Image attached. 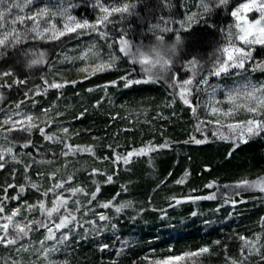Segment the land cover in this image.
I'll list each match as a JSON object with an SVG mask.
<instances>
[{
	"label": "trees",
	"instance_id": "16d2710c",
	"mask_svg": "<svg viewBox=\"0 0 264 264\" xmlns=\"http://www.w3.org/2000/svg\"><path fill=\"white\" fill-rule=\"evenodd\" d=\"M74 1L78 5L71 10V14L78 19L92 21L100 0ZM102 2L112 5L119 0ZM157 2L143 0L137 11L142 17L148 16L146 9L154 7ZM240 2L242 0H230L227 6L214 8L210 14H205L204 19L197 18L198 22L192 25L190 31H180L183 42L177 45L172 69L158 83L124 87L120 77L129 72L133 79L145 77L139 65L129 64L123 57L115 69L92 75V70L81 71L77 64L61 63L63 54L81 49L90 39L93 40L94 50L114 52L115 49L108 45L129 24L133 26L130 39L135 44H142L145 50L155 46L158 43L155 36L161 33L144 32L143 28L147 25L136 16L122 22L119 16H115L117 22L108 27L111 33L105 39L92 32L79 36L70 34L51 42L28 41L16 50H8L7 55L0 59V70L11 68L16 73V76L6 77L1 83H12L16 78L26 81L11 88H0V95L4 97L0 102V118L7 112L17 111L16 103L23 101L19 110L28 111L36 118V124L44 127L48 134L73 145L92 146L95 151L94 156L80 153L64 157L63 143L46 141L37 128H33L30 136L22 132L11 134L16 140L14 151L23 163L8 158L5 168L0 171V187L10 183L25 184L26 163L32 164L27 175L33 182L42 185L41 191L52 183L47 174L53 172L57 174V179L74 176L72 184L66 185V188L79 186L91 193L96 187L93 180L101 186L97 199L90 205V196L77 194L73 199L84 205L82 212L92 209L87 215L77 213L80 222L96 220L97 226L103 229L102 233L97 235L90 225H85L90 229L87 238H81L84 229H79L69 242L58 245L59 250L50 254L48 264H155L157 260L195 252L202 247H208L210 251L193 257L194 264H229L228 258L241 259L243 241L240 237L254 239L259 235L264 244V192L236 187L244 180L264 178V134L236 146L232 139L212 135L217 126L202 123L209 121L202 115V87L211 84L225 86L239 75L250 76L256 83L264 82V71L253 70L255 65L247 66V71L239 75H236L239 71L236 69L220 77L207 75L216 50L224 45V31L231 21L230 12ZM169 3L170 7L156 8L153 17L163 15L170 17V22L180 20L186 12L195 10L197 0H169ZM170 25L175 28L174 23ZM162 35V47L170 48L175 44V32ZM19 48L29 49L36 57L41 52L45 53L46 63L28 67V60L36 57L21 56ZM263 50L264 47L253 53L257 61H264ZM193 56L199 59L202 66L196 70V80L208 78V84L194 87L190 96L196 106L195 114L179 99L178 89L170 86L168 80L177 71L181 80L187 79L191 72L185 63ZM133 67L135 72L131 71ZM86 75L89 78L85 79ZM45 78L76 83H68L61 89H46ZM111 81H117L116 85L113 86ZM36 90L41 94H35ZM247 118L248 114H234L235 120ZM46 121L51 122V127ZM63 128L69 129L67 134L61 132ZM219 131L225 133L227 130L221 128ZM193 137L207 138L208 142L197 145L190 142ZM27 139L32 141L33 146L29 149L20 147V143ZM165 142L168 147L133 157L127 165L121 162L114 166L110 159H104L114 154H126L149 143L159 146ZM0 145L8 146V141L2 136ZM28 152L32 153L31 157L25 155ZM93 168L105 175L90 176ZM38 172L45 173V176H37ZM106 175H113L112 183H105ZM177 180H183V183L178 184ZM209 184L211 188L206 187ZM16 193L17 189H9L8 195ZM213 194L215 199H192ZM40 199L39 192L29 189L20 201H9L7 208L11 210L25 200L35 203ZM45 200L49 202L51 196ZM233 200L237 201L235 205ZM108 201H112V207H99V204ZM121 204L127 206L117 213L115 208ZM70 207L74 205L70 203ZM194 212L196 215H193ZM98 213L108 216L109 220L99 221ZM31 217L41 218L38 212H33ZM44 235L43 230L31 233V240L25 242L33 246L29 252L17 253L14 248L0 246V264H4L6 259L33 264V253L39 245L37 241ZM102 244L109 245V248L100 251ZM261 252L264 253V248ZM245 264H264V261L253 255Z\"/></svg>",
	"mask_w": 264,
	"mask_h": 264
},
{
	"label": "snow or ice",
	"instance_id": "6c2138e0",
	"mask_svg": "<svg viewBox=\"0 0 264 264\" xmlns=\"http://www.w3.org/2000/svg\"><path fill=\"white\" fill-rule=\"evenodd\" d=\"M229 2L230 0H201L199 7L202 8V13L193 14L188 16L186 20L180 21V30L178 31L170 26V20L163 15L153 17L156 8L171 6L169 0H158L157 5L146 9L148 16L143 17L137 11L138 6L143 3V0H119L118 3L112 5H105L100 0L97 7L101 15L94 22H89L86 19L78 20L75 16L69 14L67 7L53 10L49 6H43L34 9L30 13L23 14L26 8L33 5L34 0H0V59L7 55L8 50H16L20 45L26 43L29 34L33 40L57 41L70 34L79 36L91 31L97 33L101 39H105L108 33L104 29L107 28L108 24L115 22L112 17L119 16L122 22L128 17L136 16L143 21V24L147 25L146 28H143L142 25L144 32H151L153 34L161 33L155 36L158 43L147 50L144 49L142 44H135L130 39V32L133 26L129 24L127 28L121 29L120 34L108 45L109 48H114L115 51L109 54L107 60L99 59V54L93 51V49H89V53L97 57V62L89 65L92 68L90 75L115 69L118 61L123 57L127 58L129 64L139 65L145 77L143 79H133L131 78V72H129L127 75L120 77V80L124 82V87L128 88L138 84L158 83L165 79V74L169 73L172 69L174 63L173 57L177 54V45H181L183 42L180 31H190L194 21L198 22V19H204L205 14H210L214 8L227 6ZM14 9H17L21 14H16L9 20L8 17L13 13ZM253 12L257 15L254 18H250L249 14ZM230 15L234 18L235 23L228 30L227 43L216 50L207 75L220 77L222 74H227L233 69L239 70L236 72V75H239L241 72L247 71V66L250 64L255 65V69L253 70L264 71V61H257L253 56L256 46L264 47V0H242V2L231 10ZM57 17L63 21L59 26L56 22ZM28 21H31V26L25 27L24 31H21V28L17 27V25L26 26ZM208 26L212 27V25ZM233 28L235 29L234 32L232 31ZM168 32H175V44L170 48H164L162 47L164 42L162 33ZM19 52L23 57H36V54L29 49L19 48ZM89 53H85L81 59H87ZM44 63H46L45 53L41 52L38 57L29 59L27 66L32 67L33 65ZM185 66L191 72V75L187 79L181 80L179 71H177L172 73L168 77V80L170 81V86L178 89L177 94L179 99L195 114L196 106L192 104L189 97L192 95L194 87H199L201 84H208V78L202 77L200 80H196V70L202 66L199 59L195 56L188 59ZM81 71L87 72V68L81 69ZM131 71L135 72L136 68L133 67ZM9 76H16V73L11 68L0 70V80ZM87 78H89L88 75L85 76V79ZM23 83H26V81L16 78L12 83H7L6 81L0 83V88H11L14 84L19 85ZM43 83L46 89H61L68 83L75 84L76 82L64 81L61 83L54 80L49 81L45 78ZM110 83L115 86L117 81H111ZM35 94H41V92L36 90ZM3 99L4 97L0 95V102ZM227 99L232 105L231 108L224 110L217 106L209 105L210 115L216 117V119L202 122L217 126V131L212 133L213 136L221 139H232L236 146H238V143H247L249 139L264 134V118H262L264 117V83L259 85L246 83L242 88H237L233 92H230ZM22 103L23 101L16 103L17 111L13 114L0 118V136L5 141H8V146L0 145V171L5 168L8 158H11L16 163H23V161L18 159L17 152L14 151L13 145L16 143V140L11 134L14 132H22L30 136L33 128H37L46 141L63 143L64 151L62 155L64 157H68L69 155L75 156L80 153L95 155L92 146L81 147L79 145H73L53 134H48L44 127L36 124V118L32 115L22 114L19 111ZM216 103L218 104L219 102L217 101ZM44 111L47 113V110ZM238 111L246 112L248 118L245 120H235L234 114ZM82 116L83 113H81L80 118ZM222 118H228L233 122L221 123ZM45 123L48 127H51L50 121H46ZM221 128L226 129L231 135H226L224 132L219 131ZM197 130H200L199 127ZM68 131V128L61 129L63 134H67ZM190 142L200 145L208 141L207 138L196 139L193 137ZM19 146L24 149H29L33 145L32 141L27 139L23 143H20ZM109 147L111 148V145ZM165 147H168L167 142L159 146L149 143L139 149L130 150L126 154H114L112 157H104V159H110L114 166L120 165L121 162L127 165L133 157L147 155L152 151ZM25 155L31 157L32 153L28 152ZM31 168V163L24 164L25 184L16 185L10 183L0 187V192L3 193L0 196V246L14 248L17 253L29 252L33 246L31 243L25 242L31 240V233L33 231L43 230L45 235L43 239L37 241L39 249L36 251L41 258L47 260L50 253L59 250L58 245H64L69 242L79 229H84V235L81 238L86 239L90 229L85 227V225H90L91 229L97 235L102 233L103 229L97 226L96 220L80 222L77 213L87 215L88 211L92 209L89 208L87 211L82 212L84 205H81L78 199H73L77 194L90 196V200L88 201L90 205L92 201L97 199L101 191V186L97 181L93 180V184L96 187L89 193L83 187L79 186L66 188V185L72 184L74 180L73 175H69L64 179H57V174L53 172L47 174L48 180L52 183L49 187L41 191L42 185L33 182L31 177L27 175ZM89 175L97 176L105 174L99 169L93 168ZM14 176L15 171L13 172ZM37 176L43 177L45 173L38 172ZM112 182L113 175H106L105 183ZM176 183H183V180H177ZM206 187L211 188L212 185L209 184ZM236 187L245 190L259 189V191L264 192V178L256 181L244 180L239 182ZM9 189H17V193L9 196ZM29 189L39 192L41 199L35 203H28L25 200L22 204L11 210L7 208L9 201H20L22 195ZM50 196L51 200L46 203L45 198ZM192 199L211 200L215 199V194L194 197ZM176 202L180 203L179 200ZM70 203L74 207H70ZM236 203L237 201H232L233 205ZM112 206V201L99 204V207L104 209ZM126 206L121 204L115 208V211L119 213ZM33 212H38L41 218L31 217ZM97 215L98 220L101 222L109 220V217L104 214L98 213ZM193 215H196V213L194 212ZM112 227L115 228V225H112ZM240 239L243 241L240 249L241 259L228 258L229 264H245L246 261H250L253 255L259 256L261 261H264V253L261 252L264 244L261 243V237L259 235L254 239H248L247 237H240ZM49 242H53L51 246H48ZM216 243H219V241ZM108 248L109 245L107 244L100 245V251H105ZM209 251L210 249L208 247H202L195 252H187L182 255L169 256L157 260L155 264H194V261H192L193 257H198ZM117 255H119V252H117ZM4 264H22V261L6 259L4 260Z\"/></svg>",
	"mask_w": 264,
	"mask_h": 264
},
{
	"label": "rangeland",
	"instance_id": "374dc122",
	"mask_svg": "<svg viewBox=\"0 0 264 264\" xmlns=\"http://www.w3.org/2000/svg\"><path fill=\"white\" fill-rule=\"evenodd\" d=\"M200 2H201V0H197V3L195 5V10L192 11L191 13L186 12L185 15L180 20L171 21V23L175 24V28H173V29L180 30V23H179L180 21L186 20L188 16H191L193 14L202 13V8L199 7ZM77 5L78 4L74 0H34L33 5L31 7H29V8H26L25 9V13H23V14L30 13L34 9L39 8V7H43V6H49V7L53 8V10H55L57 8L67 7L69 14H71V10L73 8L77 7ZM16 14H21V13H19L17 9H14L13 13L8 17V19L11 20L13 18V16L16 15ZM99 15H101V13L99 12V8L97 7V4H96V13L94 15V19L92 21H89V20L88 21L89 22H94ZM249 15H250V18H254L257 14L255 12H253V13H251ZM166 18L171 20L170 17H166ZM112 19H113V21L117 22V19L115 18V16L112 17ZM78 20H85V19H78ZM56 22H57L58 26L63 23V21L59 17L56 18ZM195 22L196 21H194L192 23V25ZM234 23H235L234 18L231 16V21L227 25V27H226V29L224 31V39H223L224 44L227 43L228 30H229L230 26H232ZM112 24H114V23L108 24L107 28L104 29V31H106L108 34L111 33V30L108 27L112 26ZM30 26H31V21H28L26 26L17 25V27L21 28V31H24L25 27H30ZM232 31L234 32L235 29L233 28ZM91 33H92L91 31H88L85 34H91ZM90 40L85 43L86 45L83 44L81 49H79V50L78 49L77 50L76 49H74V50L72 49L70 52H68L66 54H63V56L61 57V63L62 62H66V63H70V64L73 63V64H77L79 69L87 68L88 70H92V68L89 67V65L96 63L97 62V57L93 56L91 53H89V49H93V51L97 52L99 54V59L107 60L108 57H109V54L112 53V51L111 52L108 51V52L104 53V52H102L103 50H94V48H93L94 44L91 43L93 40H91V41ZM28 41L51 42V41L33 40L31 38L30 34H29V38H28L27 42ZM262 48H263L262 46H256V49H262ZM262 52H264V50ZM85 53H89L88 58L87 59H81V57L84 56ZM256 60H258V59H256ZM253 65L254 64H250L248 66H253ZM2 81L3 80H0V83ZM246 83H251V84H256V85L262 84V83L254 82L250 78V76L239 75V76L235 77L233 80H231V82L229 84L225 85V86H222V85L220 86L219 84H211V85L202 87L201 91H202L203 95L201 97H202V101L204 102V108L202 109L203 110L202 115L204 116V118H206L208 120L216 119V117L210 115V107H209V105H214V106H217V107H219L221 109H224V110H227V109L231 108L232 105L228 102V99H227L228 94L230 92H233L237 88H242V86L244 84H246ZM189 99H190V97H189ZM217 101L219 102L218 104L216 103ZM19 111L22 114L29 115L28 111H23V110H19ZM14 112H7L2 117H5L6 115L13 114ZM235 114H237V115L238 114H244L245 115L247 113L244 112V111H238ZM231 121L232 120H230L228 118H222L221 119V123H223V122L224 123H230ZM225 133L230 134L227 131ZM52 243L53 242H49L48 246H51ZM38 249H39V245H38ZM50 254H49L47 260H45V259L41 258L37 254V251H35L33 253V255H35V259H34L35 261L33 262V264H48Z\"/></svg>",
	"mask_w": 264,
	"mask_h": 264
}]
</instances>
